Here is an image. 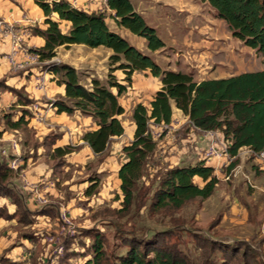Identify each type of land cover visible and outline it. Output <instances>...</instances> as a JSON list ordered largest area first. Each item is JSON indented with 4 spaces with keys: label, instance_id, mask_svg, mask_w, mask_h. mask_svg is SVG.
<instances>
[{
    "label": "trees",
    "instance_id": "1",
    "mask_svg": "<svg viewBox=\"0 0 264 264\" xmlns=\"http://www.w3.org/2000/svg\"><path fill=\"white\" fill-rule=\"evenodd\" d=\"M204 2L227 24L234 38L264 58V0ZM36 4L46 17L47 28L34 30V35L44 40V46L34 52L40 55L42 63H46L43 68L52 74L58 85L65 88V97L55 100L53 107L59 114L73 115L80 112L95 120L98 129L86 133L84 141L100 159L109 149L112 138L124 134L119 117L125 110L118 98L132 84L134 73L149 71L153 77L161 79L163 86L155 94L151 110L143 104L137 105L134 110V140L123 147L126 162L118 172L123 195L121 208L113 212L118 220L130 222L141 219L145 211L150 217L169 218L174 223L177 214L187 205L198 199L207 200L215 193L219 179L215 170L206 166L205 160L163 168L149 185L143 181L158 148V142L151 134L150 122L153 120L155 125L169 124L173 118L172 104L188 117L190 126L223 135L228 154L234 158L230 169L238 165L242 149H249L254 157L264 149V70L198 83L189 74L162 68L153 58L144 55L109 28L108 20L113 18L118 27L145 38L151 51L166 49L156 29L146 23L130 0H107L112 14L77 9L67 0H36ZM63 21L71 23L69 33L61 29ZM76 44L93 49L104 47L112 51L107 85L94 80L92 89H88L81 84L80 73L75 68L53 62L59 47ZM117 70L125 73L126 86L115 77ZM113 88L117 94L111 91ZM3 92L15 93L6 85L5 80L0 81V93ZM17 95L20 105L29 106L33 103L23 92L19 91ZM27 114L28 111L23 110V116L17 121L13 120V112L4 113L1 117L8 128L20 130L26 135V144L32 149L37 150L42 146L46 150L45 160L52 163L50 168L53 175L61 173L66 165V157L74 151L73 147H55L62 137L60 133L47 135L42 144L38 145L33 141L34 131L28 128ZM13 157L2 156L0 149V197L10 200L17 208L12 215L0 207V217L7 220L17 217L20 223L28 225L34 214H52L55 210L33 213L27 209L15 187L11 186L20 174L9 167ZM197 180L203 182V185L197 183ZM92 181L87 191L89 196L94 195L100 185L99 180ZM122 228L118 227L119 230ZM28 238L33 240L30 234ZM174 238L180 239L175 227L153 232L147 237L139 236L136 227H132L127 236L121 235V239L129 245V250L126 255L119 257L120 264H264L262 249L244 240L224 243L196 236L194 238L200 255L193 258L181 250L178 243L173 242ZM91 250L95 260L93 264H98L106 254L105 238L101 234L95 235ZM3 264L16 263L8 261Z\"/></svg>",
    "mask_w": 264,
    "mask_h": 264
},
{
    "label": "rangeland",
    "instance_id": "2",
    "mask_svg": "<svg viewBox=\"0 0 264 264\" xmlns=\"http://www.w3.org/2000/svg\"><path fill=\"white\" fill-rule=\"evenodd\" d=\"M204 16L205 21L197 18L186 26L187 29L185 27L186 30H183L185 34L181 33L175 37V39L181 41L176 46L189 51V57L195 61L201 77L207 78L211 73H213L212 77H229L241 74L244 71L257 72L264 68L262 67L264 65L262 56L258 55L255 50L246 47L242 41L234 38L227 24L219 19L215 12L204 13ZM202 27H204V30H202ZM187 31L190 35L186 33ZM87 49L93 52V48L90 47L81 50L87 51ZM98 49L97 60L102 68L92 77L98 79V81L100 80L101 84L107 85L110 68L109 58L112 51L104 47ZM172 50L176 51L178 49L175 47ZM44 65H37L36 70L39 72L46 71L43 68ZM137 73L142 72H136V75H138ZM31 74H33V71L27 75V79H31ZM49 76L48 79L51 82L55 81L52 74L49 73ZM139 77L135 76L134 79ZM83 79H85V74L83 77L80 74L81 84L87 87L86 81L82 82ZM12 89L15 92L12 93L16 95L19 91H24V88L20 90L13 87ZM23 94L26 95L24 92ZM8 103L12 105L10 107L12 110L15 104ZM51 103L53 104L52 101L49 104L47 102L48 106H51ZM10 109H4V112ZM189 127H191L190 124H183L177 131L169 135L166 134L157 141L158 148L149 163L150 167L148 166L143 180L147 185L151 183L155 175L164 170L163 168L196 164L201 161L194 154L193 149L189 151L188 148L185 152H182L184 148L188 147L186 143L189 142L180 140L181 135L178 134L184 132L187 136L185 139H188V135L191 133ZM0 128L4 129L1 124ZM29 130L34 131L30 128ZM20 135L22 137L21 141H25L24 156L26 153L28 155L34 154V151L30 150L32 148L26 145V135L23 132ZM44 137L45 135L36 137L34 133L33 141L37 142L38 145L42 144ZM218 138L217 140H219ZM190 139L193 140V137H190ZM200 140L203 142V147L199 150V153L204 156L210 140L204 142L207 140L206 137H201ZM0 149L1 155L4 156L3 151L6 149V157L9 156L8 149L1 141ZM40 149L46 155V150ZM238 157L239 163L235 168L230 169L233 160L227 161L216 173L219 182L213 196L207 200L198 199L187 205L177 214L176 221L173 223L170 222L169 218L150 217L145 211L142 212L141 219L130 222L118 220L114 216V210L120 209L123 201L121 188L117 184L116 170L120 169L126 162L125 156L115 158L111 162H105L103 166L101 163L104 161L103 158L95 162L87 161L84 167L73 164V160L71 161L69 156L61 173H56L53 177L61 197L51 196L46 207H40L33 200L28 202V207L31 210L54 209V213L45 214L44 218L39 217L38 220H36V217L31 218L32 222L28 225L20 223L17 217L12 220L0 217V264L11 260L8 255L16 244L27 237L26 234H30L31 238L33 237V241L37 242V247L42 252L39 264H45V256L48 257L49 251L43 242V236L46 233H56L59 230L58 210L62 207H66L65 209L71 214L77 228V235L64 241L66 252L63 257L57 260L56 264H93L95 260L91 246L94 243L95 235L98 233L105 238L106 251L105 257L98 264H120L119 257L126 255L129 250V245L121 239V235L127 236L132 227H136L137 234L144 237L151 235L153 232L175 227L180 239L174 238L173 242L178 243L179 248L193 258L200 255L194 238L196 236L224 243L244 240L255 248L262 249L264 255V165H261L257 157L252 156L251 153H242ZM31 159L33 160L26 163V169L29 168L36 157ZM48 159H50V156H48ZM45 162L47 166L51 167L52 163L46 160ZM206 166H208L207 163ZM159 167H162V169H159ZM228 176L229 179H227ZM91 179H97L106 184L108 186L107 190L102 191L99 188L94 195L89 196L87 191L92 186L93 181ZM197 183L203 185L200 180H197ZM13 184L21 199H29L30 196L25 194L20 177H17ZM1 198L3 197H0V204L3 203ZM0 207L7 209L12 215L17 210L13 204L10 205V202L9 205H1ZM119 226L123 227L122 230L118 229ZM15 263L19 264V262Z\"/></svg>",
    "mask_w": 264,
    "mask_h": 264
},
{
    "label": "crops",
    "instance_id": "3",
    "mask_svg": "<svg viewBox=\"0 0 264 264\" xmlns=\"http://www.w3.org/2000/svg\"><path fill=\"white\" fill-rule=\"evenodd\" d=\"M67 1L77 9H83L89 12H106L107 14H112L111 10L108 8L106 0ZM130 1L135 10L144 18L146 23L156 29L158 36L166 44V49L157 52L151 51L149 49L148 41L145 38L137 36L123 27H118L113 18L108 20V26L113 32L122 36L144 55L153 58L154 61H156L162 68L189 74L194 78V81L198 83L205 80L224 79L234 76L212 77L211 75L213 73H211L207 78L201 77L196 68L195 61L189 57V51L179 48L180 46H176L179 45L181 41L179 39H175V37L176 35L183 33V30L187 29L186 26L190 25V23L197 18L205 21L204 13H214V10L208 3L204 2V0ZM24 17H28L33 21L32 24L28 25V34L24 37L25 49L28 52H33L34 50L44 46V40L34 35L35 29L47 28V25L45 24L46 17L43 11L37 6L36 0H0V18L5 19L10 25L16 28L19 25L21 26L25 24V22L22 21ZM60 26L64 33H69L71 23L63 21ZM162 28L163 30H161ZM202 28V30H204V27ZM186 33L190 35L189 31ZM8 43L9 40L5 38L0 46V79L5 80L6 85L11 88L17 87L20 90L21 88H24L23 92L26 94L25 96L33 100V103L29 106H22L18 102V95L13 94L12 92L0 93V117L3 116L4 113L13 112L15 114L13 120L17 121L23 116V110H27L28 114L26 115V121H28V128L34 130L36 137H40V135H45L46 137L47 135L52 134V132L60 133L62 137L57 141L55 147L71 146L73 148H77L66 157L68 158L70 156V160H73V164L77 166L82 165L84 167L87 161L95 162L96 160L98 161V159L100 160V156L96 155L90 146L84 141V135L86 133L96 131L98 129V125L95 120L91 116L82 115L80 112H76L73 115H68L66 113L59 114L56 108L48 106L49 102H54L59 97H65L64 86L58 85L56 81L51 82L50 79H48L50 76L47 74L45 79V89L39 90L36 86V79L34 78L36 75L43 72L36 70V66L42 64H33L21 70H14L5 58V55L10 51ZM175 47H177L178 50H172V48ZM84 48H88V46L76 44L70 47H59L56 51L57 54L53 59V62L66 64L75 68L82 75V77L85 74V79H83L82 82L85 80L86 86L89 87L88 89H92V82L94 80H98L94 79L92 75L97 73V71H100V68H102L97 60V53L99 49H93V52L88 49L87 51L81 50ZM106 55L108 56L107 53ZM262 59L264 60L263 57ZM18 60L23 62L27 61L23 52L19 53ZM262 67H264V65ZM262 70H264V68H261L259 71ZM32 71L33 74H31V79H27V75H29ZM246 72L250 71H244L242 73ZM137 74L138 75L135 73L133 75L132 84L127 86L126 92L118 98L120 104L125 110L124 114L119 117L125 131L121 137L112 138V143L109 149L102 157L104 159V161L101 162L102 166L105 165V162H111L115 158L125 156L122 152L123 147L133 142L135 136L136 125L133 120V114L136 106L143 104L151 110V102L153 101L155 94L161 90L163 86L161 79L153 77L149 71H143L142 73ZM114 75L120 84L125 86L127 85V82L124 81L125 73L122 70H117ZM135 76L140 77L138 79H134ZM111 91L114 94H117L116 89L113 88ZM8 102L15 104V107L12 110L10 109L12 105H9ZM4 109L10 110L4 112ZM172 110L174 119H188V117L176 108L175 104H172ZM38 116H43V121H39L37 119ZM0 124L4 127L3 130L0 128V141L3 142L4 146L8 149L9 156H15L18 152L26 160V163L28 161H32L33 159L31 158L36 157L28 169L25 168V171L22 174H18V178L20 177L22 179V186L24 187L25 194L30 196L29 199H23L24 204L29 211L36 213L37 211L31 210L28 207V202L32 200L34 201V192L44 195L48 202L51 196L56 198L61 197L53 180V171L45 162L46 155L43 154L42 149H40L43 148L42 146H39L37 150L30 149L34 151V154L28 155L26 153L24 156L23 148L25 147V141H21L22 137L20 134H22V132L20 130L8 128L2 117L0 118ZM154 127L155 125L152 120L150 122V128L153 130ZM189 129L191 133L188 135V139H185L187 136H185L184 132L178 134L181 135L180 140L189 142L186 143L188 147L184 148L182 152H185L188 148L189 151L193 149L194 154H196L198 156L197 158L202 161L204 158L202 153H199V150L203 147V142L200 139L201 137H205V132L192 126L189 127ZM216 133L219 136V140H224L223 135L220 132ZM17 137L20 138L16 139ZM190 137H193V140H191ZM204 142H208V138ZM13 145H16V153L13 152ZM242 153H250V150L247 148L242 149L239 156ZM4 157H6V155H4ZM227 161L226 156H224L222 159L207 162V165L216 169V166L226 163ZM118 172L119 168L116 170V175L118 187H121ZM216 173L217 170H215V175ZM11 186L15 187L13 183H11ZM99 188L104 191L107 190L108 186L100 181ZM1 200L3 203L0 204V206L9 205L10 200L5 198H1ZM44 216L45 215L34 214L33 218L36 217V220H38L39 217L44 218ZM28 235L29 234H26L27 237L16 244L12 252L8 255V257L11 258V262H19V264L40 263L42 252L41 250H38L36 244L37 242L28 238Z\"/></svg>",
    "mask_w": 264,
    "mask_h": 264
},
{
    "label": "built area",
    "instance_id": "4",
    "mask_svg": "<svg viewBox=\"0 0 264 264\" xmlns=\"http://www.w3.org/2000/svg\"><path fill=\"white\" fill-rule=\"evenodd\" d=\"M107 1V0H106ZM25 22L24 25H19L16 28L10 25L5 19L0 18V46L5 38L9 40L10 51L5 55L7 62L14 70H21L26 68L29 65L33 64H46L40 61V55L33 52H28L24 47V37L28 34V25L32 24L33 21L28 17L22 19ZM20 23V22H18ZM23 52L27 58L26 62L19 61L18 55ZM1 55V52H0ZM48 70L43 71L41 74L35 76L36 86L39 90L45 89V79L47 77ZM51 106L53 104L51 103ZM39 121H43V116H38ZM190 124L188 120L174 119L169 124L155 125L154 129L151 130L152 137L155 141H159L164 135H169L178 129L181 128L183 124ZM194 127V126H192ZM195 128V127H194ZM197 129V128H196ZM200 130V129H199ZM202 131V130H201ZM205 137L210 140V144L204 153V160L207 162L215 161L222 159L226 156L228 161L234 160L233 157H230L228 154V147L224 140H217L218 135L215 131H204ZM219 139V138H218ZM16 145H13V152L16 153ZM251 152V151H250ZM3 154L6 155V151H3ZM258 162L261 165H264V149L256 155ZM226 163L216 166V169L220 171V168ZM9 167L15 172L22 174L25 171L26 161L25 159L17 152L16 155L9 161ZM229 179V176L227 177ZM35 204L39 206H46L48 201L47 198L37 192H34L33 196ZM58 221H59V230L56 233H46L43 236V240L48 247V257L46 256L45 264H56L57 260L64 256L66 252V247L64 241L66 239L74 238L77 235V228L72 220V216L69 211L65 208H61L58 212Z\"/></svg>",
    "mask_w": 264,
    "mask_h": 264
}]
</instances>
